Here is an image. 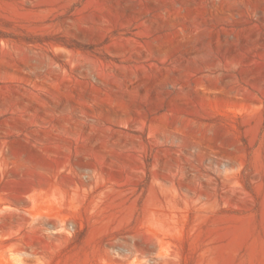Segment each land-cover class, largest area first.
Instances as JSON below:
<instances>
[{
    "label": "rangeland",
    "instance_id": "rangeland-1",
    "mask_svg": "<svg viewBox=\"0 0 264 264\" xmlns=\"http://www.w3.org/2000/svg\"><path fill=\"white\" fill-rule=\"evenodd\" d=\"M0 264H264V0H0Z\"/></svg>",
    "mask_w": 264,
    "mask_h": 264
}]
</instances>
